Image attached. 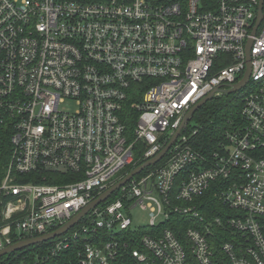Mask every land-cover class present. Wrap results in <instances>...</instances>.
<instances>
[{"label":"built area","instance_id":"1","mask_svg":"<svg viewBox=\"0 0 264 264\" xmlns=\"http://www.w3.org/2000/svg\"><path fill=\"white\" fill-rule=\"evenodd\" d=\"M259 5L0 0V137L11 145L0 178V250L65 226L129 174L140 142L145 161L157 156L194 105L244 79L250 38L246 87L253 83L227 152L206 161L185 128L159 167L131 178L115 199L42 241L45 247L7 253L0 264H49L62 255L78 264H264V17L253 34ZM139 95L131 134L123 117ZM68 102L73 109L62 108ZM199 160L205 165L195 166ZM220 178L230 180L219 197L234 212L226 225L238 238L219 252L195 225L212 230L195 199ZM138 208L149 211L146 231L133 227ZM176 213L194 222L183 233L166 226Z\"/></svg>","mask_w":264,"mask_h":264},{"label":"trees","instance_id":"2","mask_svg":"<svg viewBox=\"0 0 264 264\" xmlns=\"http://www.w3.org/2000/svg\"><path fill=\"white\" fill-rule=\"evenodd\" d=\"M178 1L185 2V0ZM138 90L141 91L139 87H136L135 91L138 92ZM139 98L140 95L137 97H131L125 108L126 113L124 114L123 119L128 126V132L131 134L133 133L136 121L135 117L137 116V113L132 108L131 103L137 101ZM212 99L203 104L202 108L193 115L192 119H196L197 124L195 126H191L190 123H188V126L184 131V134L189 136L188 144H190V146L200 153L208 162H212V159H214L217 152H227V147L230 145L228 133L233 132L235 129L240 130L244 125L241 114L242 100L239 101L237 99L236 92L216 96L214 99L216 100L215 103ZM10 147L9 137H0V178L1 175L4 174L5 168L8 164ZM145 148L146 145H143L141 142L135 147L134 154L136 166L144 163L145 157L143 152ZM167 159L168 157L159 164L151 165L145 168L139 176L143 175L150 169L159 167V165L164 163ZM200 164L203 166L205 165L203 160H199L195 166H201ZM133 165L134 164H130L126 167L124 172L129 173ZM185 175L186 174H182L183 177H185ZM49 182L54 183L56 180ZM229 185L230 180L220 178L219 180L213 182L202 195L197 196L195 199L200 213H202L205 218L204 224H208L212 229L210 233H207V237L214 248L218 247L217 250L219 252L225 242L235 241L238 238V234H234L231 228L226 225V219L233 216L234 212L219 197L220 189ZM117 195L118 192H116L108 200L115 199ZM217 217H222L224 219V223L217 224L215 221ZM172 220L173 221L168 222L166 226L171 227L175 231L177 230V232L181 230L185 231L186 226L191 225L188 224L190 220H186V218L179 213H176V215L172 217ZM174 222L179 225H174ZM202 228L206 229L204 226H202ZM48 244L49 243H41L39 245L28 246L24 252L36 251L41 246L45 247ZM49 262V264H78L72 255H62L56 259L50 260Z\"/></svg>","mask_w":264,"mask_h":264},{"label":"water","instance_id":"3","mask_svg":"<svg viewBox=\"0 0 264 264\" xmlns=\"http://www.w3.org/2000/svg\"><path fill=\"white\" fill-rule=\"evenodd\" d=\"M263 8H264V0H260L259 11H258L259 16H258L257 23L253 29L254 35L256 34L257 28H258L261 20L264 17ZM251 44H252V39L250 38L246 44V46H247L246 59L248 62H247V69H246V72L244 74L245 77L242 81L234 84L232 89L227 90V91H229L228 93H233V92H237V91L241 90L242 88L246 87L248 82L250 81V77H251L250 74L252 71V60H251L252 45ZM217 90H218V88L211 91V93H209L206 97H204L202 101H200L199 103L194 105L193 108H191L188 111V113L185 115L184 119L182 120L180 127L173 133L171 140L159 151L157 156H155L151 159H148V160L144 161V163L133 168V170H131L129 172V174L126 175V177L117 181L114 184V186L105 190L102 194H100V196L97 199L93 200L91 203L86 205L85 208L81 212L76 214L75 217H73L65 226L57 229L53 233L42 235L41 237L27 238L26 240L15 242V243L11 244V246L6 247L3 250H0V256L5 255L7 253L17 251V250L25 249L27 246L35 245V244L41 243L42 241H47L49 239H53L57 235L65 233L66 231L71 229L72 226H74L76 223H78L80 220H82V218L85 216L86 213H88L91 209L100 205V203L105 201L107 198L111 197L117 189L122 187L126 182L130 181L131 178L142 173L145 170V168L149 167L150 165L158 163L162 158H164L168 154L167 152L172 148L174 143L177 141L179 135L186 128V126L188 125V122L191 120L193 115L198 110H200L202 108L203 104H205L206 102H208L209 100H211L214 97Z\"/></svg>","mask_w":264,"mask_h":264},{"label":"rangeland","instance_id":"4","mask_svg":"<svg viewBox=\"0 0 264 264\" xmlns=\"http://www.w3.org/2000/svg\"><path fill=\"white\" fill-rule=\"evenodd\" d=\"M221 59L224 60L225 58L222 57ZM252 86H253V83H251L250 85H248V87H245L242 90L237 91L236 92L237 99L239 101H241L243 99V97L246 94H248V92H249V90L251 89ZM215 98H216V96H215ZM215 98L213 97L212 100H214ZM215 101L216 100H214V103H215ZM62 108L65 109V110H67V109L68 110L73 109L74 108L73 102H68L67 105H63ZM188 123H190L191 126H195L197 124L196 119H192V118H191V120ZM54 175H56V174H54ZM48 180L49 181H52L53 180L52 179V176H50ZM132 215H134V225H133V227L135 229L138 228V227H144V230L145 231L148 230L147 228H149V223H150V214H149V211L148 210L143 211L142 209L138 208V209H135V211L133 212ZM163 217L164 216L159 217V219L157 221L158 224L160 223L161 219H164ZM176 224H178V223H175L174 222V225H176ZM188 224H194V222H192V221L190 222L189 221ZM195 225L198 226V227H200V228H202V226H203V224H199V223H196ZM203 231L207 234V230L206 229H203ZM182 233H183V231H182ZM181 235L183 236V234H181ZM217 248H216V250H217Z\"/></svg>","mask_w":264,"mask_h":264}]
</instances>
